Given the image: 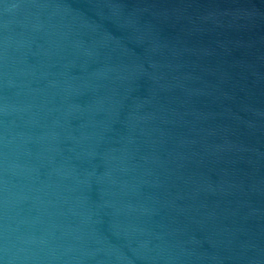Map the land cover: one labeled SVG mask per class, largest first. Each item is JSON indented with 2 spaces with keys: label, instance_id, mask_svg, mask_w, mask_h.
Returning a JSON list of instances; mask_svg holds the SVG:
<instances>
[{
  "label": "water",
  "instance_id": "95a60500",
  "mask_svg": "<svg viewBox=\"0 0 264 264\" xmlns=\"http://www.w3.org/2000/svg\"><path fill=\"white\" fill-rule=\"evenodd\" d=\"M0 264H264V0H0Z\"/></svg>",
  "mask_w": 264,
  "mask_h": 264
}]
</instances>
